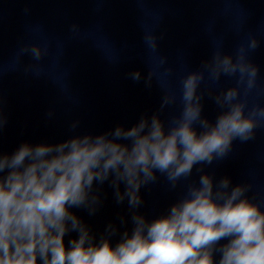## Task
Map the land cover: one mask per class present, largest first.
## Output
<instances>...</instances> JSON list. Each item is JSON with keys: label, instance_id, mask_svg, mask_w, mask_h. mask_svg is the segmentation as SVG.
<instances>
[{"label": "clouds", "instance_id": "1", "mask_svg": "<svg viewBox=\"0 0 264 264\" xmlns=\"http://www.w3.org/2000/svg\"><path fill=\"white\" fill-rule=\"evenodd\" d=\"M149 39L157 48L156 38ZM258 46L252 37L234 55L217 50L191 71L182 82L180 115L169 123L161 113L175 97H165L157 112L131 126L0 152V264H264V208L249 197L251 185L233 184L227 175L217 180L203 170L226 159L235 141L253 140L264 125V106L249 108L241 98L242 86L247 96L257 85L260 70L251 53ZM23 51L34 60L44 55L39 45ZM205 71L216 84L222 76L236 77L234 87L213 97L221 109L215 122L204 115L198 91ZM130 76L141 79L139 71ZM6 125L0 108V131ZM78 126L71 124L74 132ZM194 168L198 181L165 213L149 219L141 211L143 188L163 177L175 190ZM105 184L117 206L126 202L127 215L109 221L97 236L73 209L95 216L107 198ZM71 233L76 236L66 245Z\"/></svg>", "mask_w": 264, "mask_h": 264}]
</instances>
